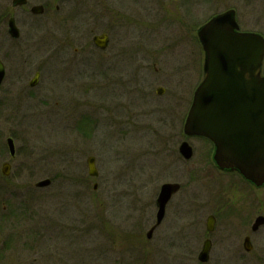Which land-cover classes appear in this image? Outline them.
I'll return each mask as SVG.
<instances>
[{
	"label": "rangeland",
	"instance_id": "374dc122",
	"mask_svg": "<svg viewBox=\"0 0 264 264\" xmlns=\"http://www.w3.org/2000/svg\"><path fill=\"white\" fill-rule=\"evenodd\" d=\"M100 1L108 4L110 0ZM194 2L196 30L211 15L232 7L241 28L257 30L264 37V0ZM107 16L104 17L107 19ZM104 21L101 18V28L105 26ZM29 24L31 27L25 28L28 34L24 35L34 40L32 51L35 68L40 71L39 84L29 97L13 102L0 98V157L9 161L5 147L7 136H14L16 152L11 175L5 180L0 178V264H125L118 257L112 262L110 252L105 251L110 237L106 230L110 226L127 233L142 223L141 213H147L150 223H154V200L159 186L171 178L161 179V166L172 163L175 154L171 151L176 148L178 138L187 140L194 149L191 160L180 158L176 162V179L183 185L178 195L181 202L190 194L196 197V204L193 211L180 204L176 214H169L164 222L176 217L181 234L193 236L199 251L213 178L205 162L207 144L204 139L186 138L183 134L174 136L163 120L166 110L171 108L170 102L180 100L183 114L194 89L185 84L194 70L184 72L177 60L180 56L195 52L196 79L200 80L203 59L197 34H110L108 47L98 51L91 43L93 34H68L71 47L67 49L62 44L66 34L61 33L60 19L38 17ZM75 47L82 51L75 54ZM118 47L164 50L160 53L159 65L162 63L165 67L164 73L174 75L173 85L168 82L165 85L158 77L154 79L155 73L150 67L145 78L148 80L146 96L138 89L139 92L133 90L126 98L113 99L115 89L109 83L113 78L110 75L114 49ZM173 54L176 59L171 57ZM65 78L76 80L73 85L86 81L81 83L85 91H90L87 86L92 85L95 93L91 89V96L90 92L83 95L82 87L68 88L63 82ZM158 84L164 87L162 96H156ZM124 106L128 108L127 113ZM85 115L87 122L88 118L95 121L96 129L82 134L78 131L80 116ZM126 116H130L134 125L142 122L143 129L126 132L120 123ZM140 117L141 120L136 119ZM90 155L95 158L97 180L87 178L86 158ZM192 169L196 170L195 179L189 176ZM44 178L53 179L52 183L43 188L34 186ZM218 249L226 250L229 257L243 252L241 246ZM156 258L148 256L146 262L144 258L141 260L144 264H181L180 257L172 253L165 254L160 262ZM247 261L243 264H254Z\"/></svg>",
	"mask_w": 264,
	"mask_h": 264
},
{
	"label": "flooded vegetation",
	"instance_id": "af4514ba",
	"mask_svg": "<svg viewBox=\"0 0 264 264\" xmlns=\"http://www.w3.org/2000/svg\"><path fill=\"white\" fill-rule=\"evenodd\" d=\"M35 6L41 7V13H34L32 11V8ZM230 9L234 10L235 13V20L238 25L237 32L262 34L254 29L241 28L237 21L236 10L232 7L211 15L204 23L212 17ZM104 16H107V19ZM38 17L60 19L62 21L63 31L61 33L66 34V38L62 40V44L66 45L67 49L71 47L68 34H93V36L105 34L108 40L107 46L104 49L96 47L92 41L93 36L91 37V43L94 48L98 51H104L109 45L110 34H166V32L168 34H197L198 32L195 23H193L196 17L194 0H110L108 4L100 0H0V66L3 71L0 82V98L6 102H13L21 99V97L31 96L32 91L39 84L40 71L35 68L34 52L32 51L34 40L33 38L30 39V37L26 39L27 36L24 35L28 34L25 28L31 27L29 22ZM101 18L105 20L103 28L100 26ZM73 49L75 54L80 52V50L82 51L78 47ZM114 50L111 68L112 75H110L113 78H111L109 83L115 89L114 94H112L113 99L126 98L133 90L139 92L138 89L142 91L140 92L141 95L146 96L147 90L145 87L148 85L145 82H148V80L145 78L149 76L147 72H149L150 67L153 70L152 72L155 73L154 79L158 77L159 79L157 80L166 82L165 85L173 83L172 77L174 75L166 71L164 73L165 67L161 66L162 63L159 65L160 53L164 50L153 47H137L133 49L130 47H118ZM201 54L203 60L201 61L202 67L199 82L196 79L197 61L195 52L193 50L189 51L187 56H180L177 59L183 66L184 72L186 70L187 72L194 70V75L189 76L190 80L188 82L185 81L186 85L192 86L194 89L191 91V94L189 93L191 97L187 109L183 114L180 100L179 103L178 101L173 104L170 102L171 108L166 110L167 116L163 120L168 125L169 132L174 136L179 137L180 134L184 136L183 126L188 109L194 91L200 84L204 74L205 58L203 50ZM175 56L173 54L171 57L176 59L177 56ZM157 65L159 66L157 67ZM176 73H179V71ZM262 75H264L263 71ZM181 76L183 75L181 74ZM181 79L186 80V78ZM63 82H66L68 88L71 87V89L73 86L82 87L81 91L83 95H87L90 92L91 96L92 90L95 93L96 88L92 87V85L90 87L87 86V88H91L92 90L85 91V86L81 83H85L86 81L73 85L72 82L75 83L77 82L76 80H67L65 78ZM157 86L160 88V93L157 92ZM164 92L163 85H156V96H162ZM117 94H119V98ZM123 109H127V113V106H124ZM119 112L120 110L116 111L115 114ZM86 115L80 116L81 125L78 129L80 133L83 131L92 132L96 129L95 121L91 122V119L88 118L87 122L85 119L87 118ZM142 115L143 113L141 112L140 116ZM126 117L125 120L123 119L120 122L124 124L126 132L143 129L144 125L142 122L139 121L138 125H134L132 124V120L129 119L130 116ZM136 119L141 120L142 118ZM133 126H136L135 128L137 129H134ZM8 138H11L14 143L15 138L13 135L6 137V139ZM186 138H198L206 141L207 159L205 162L211 168L210 173L214 178L210 181L212 186L210 184L211 190L207 196L209 213L205 218L204 238L201 243L202 248L204 240L209 241L210 246L207 260L199 262L198 253L201 248L197 251V243L193 236L189 235L186 237L185 234H181V229L175 221L176 217L172 218V221L168 223L164 222L169 214H176V210L180 207V204L183 203L184 209L189 211H193L196 204V197H190L189 194L180 202L178 195L183 190V185L178 183L176 179L178 177L176 162L182 158L178 151L179 144L182 141L180 138L176 140V148L171 151V153L175 154L172 163L161 166V179L171 177L170 180H165L161 185L165 183H178L180 185L178 191L173 193L166 202L161 221L157 225L155 221L154 223H150L148 214L145 213L143 215L141 213L142 223L127 231V233L120 228L108 226V230L106 231L110 237L107 239L108 247L106 246L107 249L105 251L110 252L112 262L118 257L120 262H124L125 264H144L141 259L144 258L146 262L148 256H155L160 262L161 257L170 253L180 257L181 264H197V262L200 264H211L210 262L212 264H243L244 262H248L247 260L253 261L254 264H264V222L255 226L258 218H264V183L257 186L245 179L236 169H220L213 160L215 146L210 139L200 137ZM5 147L8 152L6 140ZM192 150L194 154L193 147ZM0 154H2L1 151ZM15 154L16 152L12 157L8 152L9 161L2 160L3 158L0 157L1 179L5 180L11 175ZM5 171L7 172L6 175ZM195 173L196 170L192 169L189 174L190 178L195 179ZM98 175L97 171V176L92 177L88 175L87 178L88 180L89 178L97 180ZM70 178L72 179V177ZM94 184L97 188V184ZM191 194L193 195V193ZM188 197H190V200L186 202ZM155 202L156 198L154 200L156 208ZM168 210H170L169 213ZM209 218H211L210 230L206 227V221ZM149 230H151V233L148 236ZM228 245L241 246L243 252L240 251L239 255L229 257L225 253L226 250L222 251L218 249L219 247H227ZM213 257L215 258L214 261L211 260ZM156 264H161V262Z\"/></svg>",
	"mask_w": 264,
	"mask_h": 264
},
{
	"label": "water",
	"instance_id": "95a60500",
	"mask_svg": "<svg viewBox=\"0 0 264 264\" xmlns=\"http://www.w3.org/2000/svg\"><path fill=\"white\" fill-rule=\"evenodd\" d=\"M32 11L41 13V7L35 6ZM237 29L232 9L199 28L197 36L205 55L204 76L193 94L183 131L186 136L210 139L215 146L213 160L220 169H236L259 186L264 183V77L261 76L264 39L260 34L240 33ZM107 40L105 34L92 39L100 49L107 46ZM2 75L0 66V82ZM157 92H161L160 88ZM7 147L14 156L11 138L7 139ZM178 151L184 159H191L192 147L187 141L180 143ZM87 167L89 175H97L92 156L87 158ZM49 184L50 179L45 178L34 186L43 188ZM179 187L177 183L160 187L156 225L164 215L166 202ZM263 222L264 218H258L255 226ZM206 227L211 229V218ZM150 233L151 230L148 236ZM209 246L205 240L198 254L200 262L207 260Z\"/></svg>",
	"mask_w": 264,
	"mask_h": 264
}]
</instances>
